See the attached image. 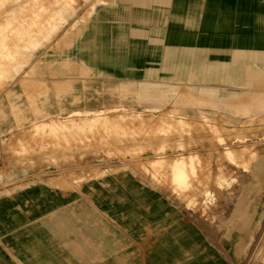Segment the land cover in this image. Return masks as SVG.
Listing matches in <instances>:
<instances>
[{
  "label": "crops",
  "instance_id": "1",
  "mask_svg": "<svg viewBox=\"0 0 264 264\" xmlns=\"http://www.w3.org/2000/svg\"><path fill=\"white\" fill-rule=\"evenodd\" d=\"M54 2L61 7L19 5L18 25L0 18V44H39L5 52L21 55L12 70L46 43H71L63 57L33 59L27 83L0 89V138L114 101L198 121L193 100L245 138H264V0H96L78 19L67 16L71 0ZM60 18L67 23L54 34ZM66 26L76 32L61 39ZM8 68L0 59V81ZM254 247L255 264H264V154L211 229L129 171L72 188L14 180L0 193V264H244Z\"/></svg>",
  "mask_w": 264,
  "mask_h": 264
},
{
  "label": "rangeland",
  "instance_id": "2",
  "mask_svg": "<svg viewBox=\"0 0 264 264\" xmlns=\"http://www.w3.org/2000/svg\"><path fill=\"white\" fill-rule=\"evenodd\" d=\"M49 1L53 2L49 4L51 10L61 7L54 0H0V18L5 23L18 25L20 14L35 11V3L48 5ZM71 1L67 16L76 19L92 4H97L96 0ZM21 4L25 12L18 11ZM65 21V18L56 21L54 34L63 31ZM66 27L61 39L73 37L76 32L75 28ZM63 43L68 44L66 48L50 56ZM3 44H0L3 53L0 59L9 62V75L0 81V89L13 81L27 83L34 77L26 71L30 66L34 69L33 59L42 53L48 59L63 57L71 43H46L18 70H12L11 62L20 56L4 57V53L11 48L30 49L39 44ZM192 103L189 106L201 112L198 121L186 120L179 111L155 113L114 101L101 111L68 112L28 123L16 133L0 138V193L14 180L48 177L60 187L72 188L93 178L95 173L102 177L129 171L149 186L160 189L187 211L189 219L211 229L222 215L225 201L234 195L250 166L264 154V138H245L243 128H228L230 123L213 120L202 112L205 104L194 100ZM181 157H192L197 162L179 180L173 178L168 168L152 167L156 160L168 163ZM257 248H253L252 256L244 264H255Z\"/></svg>",
  "mask_w": 264,
  "mask_h": 264
},
{
  "label": "bare ground",
  "instance_id": "3",
  "mask_svg": "<svg viewBox=\"0 0 264 264\" xmlns=\"http://www.w3.org/2000/svg\"><path fill=\"white\" fill-rule=\"evenodd\" d=\"M145 3V2H144ZM157 4V3H156ZM166 6V5H164ZM40 15V14H39ZM34 26V25H33ZM43 30V29H42ZM8 32V31H7ZM54 33V32H53ZM1 34V33H0ZM5 34V33H4ZM8 34V33H7ZM46 34V33H45ZM44 34V35H45ZM26 37V36H25ZM2 39V38H1ZM6 43V42H5ZM44 43V42H43ZM45 44V43H44ZM4 45V44H3ZM12 53V52H11ZM20 54V53H17ZM21 56V55H20ZM28 59V58H27ZM255 59V58H254ZM257 61V60H256ZM8 62V61H7ZM194 156V155H193ZM186 157V156H184ZM164 160V159H163ZM154 161V160H153ZM197 162V160H195L192 157H188V158H182L181 159H176V160H172L169 161L168 163L164 162V161H157L152 165V167L155 168H168L171 170V175L173 176V178L175 180H179L181 178H183L187 172L188 169H194L195 167V163ZM99 174H93V179H99ZM172 184V183H171ZM92 189V188H91ZM88 190V189H87ZM152 213V212H151ZM154 213V212H153ZM152 213V214H153ZM258 245V244H257Z\"/></svg>",
  "mask_w": 264,
  "mask_h": 264
}]
</instances>
